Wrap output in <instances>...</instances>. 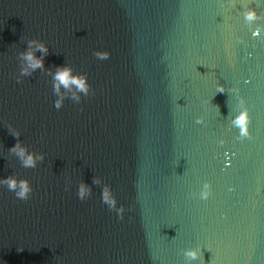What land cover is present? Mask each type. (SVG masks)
<instances>
[{"label": "water", "instance_id": "water-1", "mask_svg": "<svg viewBox=\"0 0 264 264\" xmlns=\"http://www.w3.org/2000/svg\"><path fill=\"white\" fill-rule=\"evenodd\" d=\"M249 4L264 12V0H0V176L33 189L18 200L0 186V264H186L195 246L191 264H264V20L244 19ZM34 37L44 68L18 82ZM65 63L91 91L57 109ZM17 139L45 153L35 168L8 151Z\"/></svg>", "mask_w": 264, "mask_h": 264}, {"label": "clouds", "instance_id": "clouds-1", "mask_svg": "<svg viewBox=\"0 0 264 264\" xmlns=\"http://www.w3.org/2000/svg\"><path fill=\"white\" fill-rule=\"evenodd\" d=\"M244 19L251 23L257 20H264V12L260 11L255 5L249 4L243 13ZM41 53L40 56L36 55V52ZM48 43L45 40L39 38H31L28 40V47L26 50L19 53V58L22 62L20 68V75L17 77V81L24 76L30 75L36 69H43L45 64V56L48 54ZM108 50H96L93 55L100 60H105L110 56ZM218 92L228 91L224 84L218 83ZM52 90L53 94L57 96L54 102V107L59 109L63 105L65 98H70L73 101L79 103L83 96H88L91 91V85L88 82L87 75L85 73H78L74 70L71 64L65 63L57 65L55 71L52 72ZM237 94L238 89H233ZM218 107V106H217ZM233 111V109H232ZM204 120L203 116L197 117L196 122L201 123ZM250 112L246 103L242 97H238L236 103V110L231 115V125L239 129L241 138L247 137L250 134L249 128ZM15 137L21 135L19 129H10ZM223 143V141H221ZM8 151L17 156L20 161V165L24 168H35L37 164L45 157V153L37 152L30 149L28 145L24 144L21 140L17 139L16 143L11 146ZM101 177L96 176L93 179V183L100 184ZM0 186H5L8 191L12 192L16 199L27 200L29 199L33 189L29 179L17 177L9 174L7 176H0ZM92 194L91 185L84 181H80L78 184L76 195L80 200L86 199ZM210 194V182H205L199 193L201 198H207ZM101 202L106 204L109 210H115L118 218H123L124 206L118 205V200L111 185L104 184L101 192ZM183 255L185 257L186 264H191V261L198 260L201 257V248L198 246L188 247L183 249Z\"/></svg>", "mask_w": 264, "mask_h": 264}]
</instances>
